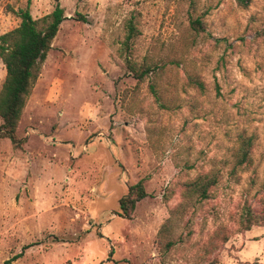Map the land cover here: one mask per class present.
<instances>
[{
  "label": "rangeland",
  "instance_id": "374dc122",
  "mask_svg": "<svg viewBox=\"0 0 264 264\" xmlns=\"http://www.w3.org/2000/svg\"><path fill=\"white\" fill-rule=\"evenodd\" d=\"M28 2L35 20L56 5L0 0V36ZM60 4L67 19L21 143L0 138V264L19 254L11 264H201L223 226L234 233L218 264H264V223L237 231L245 208L264 213V0ZM128 61L160 71L138 81ZM5 77L0 59V90ZM241 139L251 161L235 169ZM207 173L218 180L209 198L185 199V184ZM143 179L148 196L121 217L120 200Z\"/></svg>",
  "mask_w": 264,
  "mask_h": 264
},
{
  "label": "trees",
  "instance_id": "16d2710c",
  "mask_svg": "<svg viewBox=\"0 0 264 264\" xmlns=\"http://www.w3.org/2000/svg\"><path fill=\"white\" fill-rule=\"evenodd\" d=\"M244 0H242L243 2ZM54 10L41 20H35L30 11V2L26 8L16 11L20 24L15 29L0 36V59L6 68L5 81L0 90V138L10 140L14 145H20L17 138V129L21 121L23 111L31 96L40 68L46 61L48 53L53 47V42L60 30L62 23L67 19L65 10L60 0H55ZM42 25V27H40ZM191 26L196 30L203 29V22L197 19ZM126 43H129L137 34L132 22L128 24ZM129 69L136 75L138 81H143L159 68L143 65L137 68L136 64L129 61ZM192 85H195L201 92L204 85L194 77L190 78ZM156 82L151 84L152 92L157 95ZM253 144L250 139H241L240 146L235 154V169L242 168L251 161V148ZM215 173H207L198 176L194 181L185 184L184 198L188 199L196 194L199 201L209 198V190L217 184ZM144 179L133 186H130L128 193L120 200V216L131 220L136 206L144 200L148 194L145 188ZM264 223V213L257 214L251 207L243 210L238 218V233L249 231L253 226ZM263 225V224H262ZM233 230L226 226L217 229L209 238L206 245V257L201 264H218L215 254L229 241ZM21 257V254L4 262L11 264Z\"/></svg>",
  "mask_w": 264,
  "mask_h": 264
}]
</instances>
